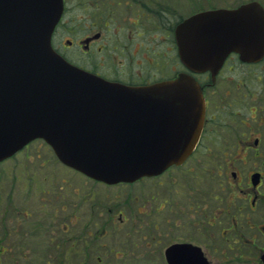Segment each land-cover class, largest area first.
I'll list each match as a JSON object with an SVG mask.
<instances>
[{"label": "flooded vegetation", "instance_id": "flooded-vegetation-1", "mask_svg": "<svg viewBox=\"0 0 264 264\" xmlns=\"http://www.w3.org/2000/svg\"><path fill=\"white\" fill-rule=\"evenodd\" d=\"M257 1L264 7V0ZM79 4L81 16L73 11L71 0H64V13L53 37L54 47L67 60L131 85L171 80L186 72L197 81L203 95L200 138L182 164L133 183H104L114 188L157 179L159 198H153V213L158 221L153 228L159 233L143 239L148 244L157 239L161 264H264V53L250 59L233 51L221 65L191 71L182 62L177 40L183 18L171 0H79ZM63 28L69 35L63 43L64 53L56 45ZM73 48L81 55L79 61L68 58ZM109 49L112 58L107 61ZM63 165L93 185L101 182ZM26 178L33 179L30 175ZM65 205L71 207L67 201ZM48 207L54 215L59 209L66 212L64 203L59 208L43 205L40 210ZM83 210L78 204L77 211L67 210L66 218L71 216L68 222L55 223V216L45 222L54 229V236L62 231L63 240L56 244L64 260L59 263L56 259L57 264H106L110 253L116 257L146 253L135 247H109L99 242L106 232L101 236L84 224V231L73 236L70 224L73 220L80 224ZM137 210L150 215L148 208ZM21 213L23 218H31L29 211ZM120 215L123 218L124 213ZM5 217L3 221L10 222ZM44 226L37 224L34 240L38 233L43 237L40 228ZM14 227L13 232L3 227L0 264H6L4 260L7 264H37L36 250L26 244L33 235ZM12 238L17 240L16 246ZM75 254L81 256L77 263L71 262ZM51 258L45 264H51Z\"/></svg>", "mask_w": 264, "mask_h": 264}, {"label": "water", "instance_id": "water-1", "mask_svg": "<svg viewBox=\"0 0 264 264\" xmlns=\"http://www.w3.org/2000/svg\"><path fill=\"white\" fill-rule=\"evenodd\" d=\"M63 9V0H0V161L43 138L63 162L108 183L183 162L203 124L197 82L183 73L132 86L71 64L52 46ZM177 40L195 71L233 50L254 57L264 52V8L252 1L198 12Z\"/></svg>", "mask_w": 264, "mask_h": 264}, {"label": "rangeland", "instance_id": "rangeland-1", "mask_svg": "<svg viewBox=\"0 0 264 264\" xmlns=\"http://www.w3.org/2000/svg\"><path fill=\"white\" fill-rule=\"evenodd\" d=\"M77 1L71 0L73 11L76 12V15L81 16L82 13L79 9L81 5L79 0ZM247 1L250 0H176L175 4L174 0H171V5L178 7L181 17L184 18L203 9L236 7ZM63 30L64 28L59 31L56 37V45L64 53L63 43L69 35ZM75 50L73 48L68 52V58L76 62L79 61L81 55ZM108 54L109 57L107 54L105 57L107 61H110L112 58L110 49ZM27 175L33 179L26 178ZM96 183L93 185V181L65 170L64 165L56 158L51 147L44 141L33 142L21 153L0 164V237L3 234L4 226L6 230L8 228L13 232L15 225L17 230L33 235L26 244L36 250L34 256L37 257H35L37 264H45V260L51 256V264H57L56 259H60L59 263L63 262V255L59 253L60 247L57 248L56 244L63 240L61 239L62 231L59 229L60 232H55L54 236V229L45 222L50 221L53 216H55V223L68 222L71 216L69 219L66 218L67 210L77 211L78 204H80L84 207L82 211L84 213L80 212V224L77 220H73L74 223L70 224L73 236L84 231L82 225L84 224L85 228L95 231L101 236L106 232L107 234L99 239V242L109 247H135L138 251H146V253L125 255L124 257H116L115 254L110 253L105 257L106 264H161L157 250L160 245L157 243V239H154V242L150 241L149 244L143 239L144 235L146 237L158 236L159 233L153 228V224L158 221L156 214L153 213V208L156 206V201L153 198L156 196L159 198L157 179L114 188H109L101 182ZM42 187L46 191H41ZM66 201L71 203V207L65 205ZM63 203L66 212L59 209L57 215H54L49 207L44 212L40 210L43 205L59 208ZM138 207L142 211L148 208L150 215L138 212ZM25 210L31 213L30 219L22 217L23 213L21 212H25ZM121 212L124 213L123 218H120ZM4 215L10 222L3 221ZM125 217L128 219L126 220ZM38 223L39 225L40 223L45 224L43 228H40L44 235L42 237L41 233H38L37 239L34 240L36 230H39ZM132 225H134V229H132ZM11 234L15 236V234ZM50 235L54 237L53 240L48 241ZM11 242L13 246L17 245V240L14 238ZM136 243H138L137 246ZM144 247H147V250ZM71 258V262L77 263L81 256L75 254ZM4 262L8 263L6 260Z\"/></svg>", "mask_w": 264, "mask_h": 264}]
</instances>
